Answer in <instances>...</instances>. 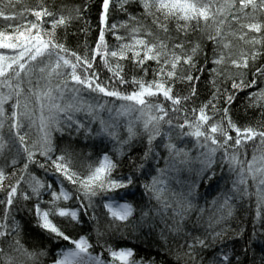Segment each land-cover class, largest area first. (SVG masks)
Wrapping results in <instances>:
<instances>
[{"label": "snow or ice", "instance_id": "1", "mask_svg": "<svg viewBox=\"0 0 264 264\" xmlns=\"http://www.w3.org/2000/svg\"><path fill=\"white\" fill-rule=\"evenodd\" d=\"M12 7L11 0H0V18L13 29L0 28V239L15 233L8 241L10 251L0 245V264H37L40 256L48 255L45 248L30 249L22 243V225L13 213L22 219L27 215L24 226L42 238L47 234L49 240L70 243L71 246L58 248L47 264H156L152 258L137 259L135 249L126 246V241L119 247L109 243L115 232L101 239L104 232L95 199H100V207L109 220L105 227L127 225L137 211L128 197L141 186L148 199L141 204L136 225L150 237L158 223L162 224L159 236L165 244L169 234L179 238L181 242L174 249H166L169 256L176 257V264L181 259L184 264L189 259L192 264H205L204 257H196L206 251L213 253L207 264H242L234 259V251L226 250L227 244L220 248L218 242L223 243L224 233L229 230L226 221L236 210L234 199L242 202L254 194L255 216L264 220V125L233 118L229 105L235 99V91L257 83L252 79L245 84V73L239 69L264 56V0H99L98 36L92 47L85 41L83 53L58 41L55 32L58 26L67 27L74 16L86 15L88 3L64 12V6L57 9L39 0L37 6L28 9L34 19L20 16L21 23L8 24L18 17L16 11L9 10ZM117 11L126 18L110 19ZM149 17L150 24L142 22V18L146 21ZM169 20L176 21L177 32L185 33L195 23L212 45L209 71L216 91L198 106L189 108L187 101L198 91L199 74L193 75L192 69L203 44L196 39L185 47L189 42L171 36ZM45 23L51 27L45 28ZM121 28L126 29L123 34ZM109 30L117 45L108 44L105 34ZM229 36L244 40L250 49L241 48L234 53ZM129 50L134 66L141 68L142 74L126 81L120 61L129 56ZM208 55L205 53L200 71L209 63ZM149 58L157 62L151 70L152 79L145 78L149 71L145 61ZM97 60L111 75L106 77ZM224 63L238 69L229 73L232 90L221 89L215 83ZM181 65L187 66L186 75L178 73ZM255 75L264 77V65L255 70ZM177 79L189 83L187 94L174 90ZM221 92L224 106L218 108L216 101ZM248 97L250 103L260 105L264 117V87L249 92ZM105 111L108 119L101 115ZM80 114L82 118H78ZM122 117H128L123 125L127 132L123 139L119 130ZM97 120L99 124L94 126L92 122ZM137 126L141 131H137ZM33 127L38 135L30 139ZM54 132L66 133L70 142L59 143L64 137H54ZM81 135L84 141L79 140ZM137 137L145 145L143 155L133 156L128 170L117 173L118 158L126 151L131 155L128 146ZM94 138L111 143L112 155L103 151L95 160H81L77 166L76 158L84 153L77 151L71 140L83 143L91 139L95 143ZM189 139L192 148L186 144L178 146ZM249 143L255 144L250 159ZM193 149L195 156L191 155ZM162 152L167 154L161 156ZM161 158L164 164L154 167L153 162L158 163ZM193 161L198 164L193 166ZM225 165L227 171L218 175L217 168ZM32 166L46 175L51 173L52 179L38 176ZM182 168L187 175L179 179ZM169 172L176 174L179 191L171 188ZM225 176L231 178L227 191ZM6 179L12 182L5 184ZM201 184L221 188L211 203H194ZM249 203L253 201L249 199ZM88 221H96L92 227L100 252L91 251L93 243L88 234L79 231ZM253 243L260 246V264H264V228L260 229L258 240L246 241L245 249ZM105 250L109 259L104 258Z\"/></svg>", "mask_w": 264, "mask_h": 264}, {"label": "trees", "instance_id": "2", "mask_svg": "<svg viewBox=\"0 0 264 264\" xmlns=\"http://www.w3.org/2000/svg\"><path fill=\"white\" fill-rule=\"evenodd\" d=\"M88 3L89 4V10L86 12V15L81 16L79 18H76L74 16L73 21L67 26H58L55 32V36L58 41L64 42L66 46L69 49L79 51L83 53L84 51V43L87 41L88 46L92 47L94 46L95 39L98 36L99 31V21H98V13H97V6L99 3V0H44V3L49 4L50 6H55L57 9H60L61 6L63 7L64 12H70L73 9V6L80 5L82 3ZM39 3V0H11V4L13 5L12 8L9 10L16 11L18 13V17L14 20H10L7 23H21L20 16H22L25 19H34V13H30L28 11L29 8L37 6ZM23 10V11H22ZM136 11H142V9H136ZM125 15L123 13L114 12L112 17L110 19H125ZM142 22L151 23V18H147L146 21L143 20ZM176 21L175 20H169L168 26L170 29V34L173 37H181L185 41L189 42L185 44V47H190V42L196 39H200L201 43L203 44V50L200 52L199 56L197 57V63L196 66L192 69L193 75L199 74V79L196 81L197 85V94L192 96L188 101L187 105L189 108H191L194 104L199 105L201 102L208 100V98L211 96L213 91H216V88L213 87L212 83V73L209 71V69L212 67L210 54L212 51V45L210 42L206 41L203 38V35L200 31V29L196 28L195 23H193L192 27L185 33L183 31L177 32L176 30ZM45 28H50L51 25L45 23ZM203 27V24L201 25ZM233 28H236V24H232ZM0 28H5V30H13L10 27H6V22L4 18H0ZM153 30L155 31V26L153 25ZM122 34L126 31V29L121 28L119 30ZM106 40L110 46L117 45L116 38L111 34V31L106 32ZM127 38V37H126ZM229 39L232 40V48L231 50L234 53H238L241 48H247L250 49V45L245 43L244 40L239 39L235 36H229ZM171 46V42L169 43V47ZM111 49H109L110 51ZM205 53H208V59L209 63L204 67L203 71H200V65L204 64L205 60ZM131 53L129 50V56L121 58V63L124 66V73H125V80L127 81L130 76L133 75H140L142 74V69L139 67L134 66V62L130 58ZM115 63V59L112 61ZM97 63L100 64L101 68L103 69L104 73L106 74V77L111 75L107 71V69L103 66L102 62L97 60ZM157 62L149 58V60L145 61V66L148 68V73L146 74V79H152V68L156 66ZM261 65H264V56L258 57V59L255 62L250 61L248 66L246 68H240L239 71H243L245 73V84H248V82L252 79H256L257 83L255 85H250L249 87L245 89H241L239 91H235V99L233 100L232 104L229 105L230 112L233 116V118H241L243 122L245 123H253L254 125H264V117L261 116V107L259 104H252L250 103L248 93L254 92L260 87H264V77L255 75V70L259 68ZM187 66L181 65L178 68V73L187 74ZM238 69L235 66H232L228 63L222 64L218 69V74L216 76V85H218L221 89H229L232 90V84L231 79L229 77V73H236ZM174 90L179 92L180 94H187L189 90V83L185 80L177 79L174 85ZM161 99L163 97L161 96ZM216 106L218 108H222L224 106V100H223V92L220 93V98L218 101H216ZM102 116L105 117V119H108V113L102 112ZM83 114H80L78 118H82ZM115 119V118H113ZM93 125H98L99 121H93ZM120 124V138L123 139L124 136L127 135L126 128L123 126L124 121L121 119L119 120ZM137 131H141L139 126H137ZM38 135L36 128L33 127L30 130V139L36 138ZM54 137H61L63 136L64 139L62 141H59V143H69L70 138L67 136L66 133H59L54 132ZM95 143L90 139L86 142L80 143L76 142L75 139L71 140V143L74 144V147L77 151L82 150L84 153L83 156L76 158V164L77 166L80 165L81 160L88 161V160H95L96 156L99 155L103 151H109V154L112 155V151L110 149H113V145L109 142L101 143L99 138H94ZM80 141H84L85 138L83 135L79 138ZM162 144V142H161ZM192 148V141L186 140L184 144H179L178 146H185ZM144 144L140 142V137L135 138V142L130 144L128 146V149L131 152V155L129 154V151H126L122 156L118 158V162L120 163V167L116 169V172H125L128 170L130 165V160L133 156L140 157L143 155V149ZM255 147V144L249 143L247 146V156L250 159L253 154V148ZM259 151V149H257ZM166 152H162L161 156L166 155ZM196 150L193 149L191 155L195 156ZM138 163H143V161L137 160ZM20 163H23L21 160ZM164 164V160L161 158L159 162H153L154 167H160ZM198 162L193 161V166H196ZM7 171L11 172V168L6 169ZM31 170L36 172L38 176L44 177L46 174L42 170H38L36 166H32ZM227 171V165L224 166L223 169L217 168L218 175H223ZM169 183L172 189H175L179 191V185L177 184V176L176 174L169 172ZM187 175L186 169L182 168L179 172V179H183ZM47 179H52V174L48 173L46 175ZM149 177H141V179H147ZM225 180H227V185L224 186V191H227L231 187V178L228 176H225ZM11 179H6L4 181L5 184L11 183ZM249 184L251 185V179H249ZM221 185H224V181H221ZM221 191L220 187L213 186V188H206L205 185L201 184L199 187V193H198V199L194 201V203L198 205H204L205 201L207 200L209 203H211L212 198L217 195L218 192ZM230 194V193H229ZM143 197L141 200L140 198ZM2 198V196H0ZM45 199H48V196H45ZM129 200H131L134 205L136 206L137 211L134 213V217L128 222L127 225L121 224V225H114L112 228L105 227L109 220L104 215L101 205V201L99 198L95 199V204L98 206V215H99V222L103 229L104 235L101 238L102 240L104 238H108L111 236L113 232L116 233L115 237L112 239H109L108 242L119 247L123 246L122 242H127L126 246L133 247L136 252V258L139 259L140 257H143L144 259L152 258L156 261V264H160V261H164V264H176V257L175 256H169L167 254L166 249L168 247H172L173 249L176 247V244L180 243L181 240L177 238L175 235L169 234L168 235V243L165 244L163 240H161L159 236V229L163 228L162 224L157 225V228L155 231L151 234V236H147L144 234L143 228L136 225V220L140 216L141 211V204L144 203L148 199L147 193L143 192V188L138 187L135 190L134 195L128 197ZM249 199L253 201L252 204L249 203ZM139 201V203L137 202ZM254 201H255V195H251V197H246L241 202L240 200H233L232 203L236 205V210L234 211V214L232 217H229L226 221V223L229 225V230L224 233V241L223 243H219L220 248H224V245L227 244V249L229 251L235 252L234 259H238L242 261V264H251L252 261L255 262V264H260V257H261V248L257 243H253L248 246L247 249H245L244 245L246 241L248 240H258L260 238V229L264 228V220H261L260 218L255 216V210H254ZM35 201H33L34 203ZM17 203H20L17 201ZM26 203V202H24ZM153 205L155 204V201H152ZM69 206H75L74 204H71ZM2 205H0V209H2ZM198 210V209H196ZM194 210L191 213V217L195 218V211ZM16 215L17 220L21 222L22 228H21V241L23 244H25L28 248H45L48 252L47 256H40L38 258L37 264H47L48 259L51 258V256L56 252L58 248L71 246L69 242L62 241L61 243H57L54 239L49 240L47 239V234L42 238L41 236L37 235L36 233L32 232L29 227L24 226V220L27 219V215L24 216V219L21 218V215H17L16 213H13ZM208 213L206 212L205 215ZM90 215V212H89ZM255 220V224H253V221ZM190 222V221H189ZM96 221H88L85 225V227L82 230L84 233H87L89 236L90 241L93 243V248L90 249L94 252H100L101 248L99 245L96 244L97 235L92 227ZM169 223H171V220H169ZM34 227V224L32 225ZM253 227H255L256 232L253 233ZM235 230V231H234ZM242 230V231H241ZM74 232L77 230H73ZM167 232V230H165ZM121 232H124L125 235H120ZM235 232H239V235H236ZM7 236L6 238L0 239V245H2L6 251H10L8 241H11L13 239V236ZM212 251H206V252H200L198 253L196 259L200 260L201 257L205 258V264H207V258L212 256ZM104 258L109 259L107 255V251L104 252ZM179 264H184V259H181L179 261ZM188 264H192V261L189 259Z\"/></svg>", "mask_w": 264, "mask_h": 264}, {"label": "rangeland", "instance_id": "3", "mask_svg": "<svg viewBox=\"0 0 264 264\" xmlns=\"http://www.w3.org/2000/svg\"><path fill=\"white\" fill-rule=\"evenodd\" d=\"M134 115V114H133ZM122 121H125V120H127L128 119V117H122V118H120Z\"/></svg>", "mask_w": 264, "mask_h": 264}]
</instances>
